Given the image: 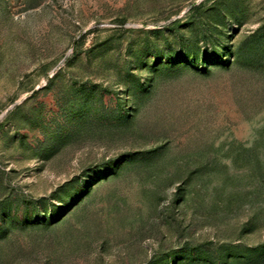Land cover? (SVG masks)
Instances as JSON below:
<instances>
[{
  "label": "rangeland",
  "instance_id": "374dc122",
  "mask_svg": "<svg viewBox=\"0 0 264 264\" xmlns=\"http://www.w3.org/2000/svg\"><path fill=\"white\" fill-rule=\"evenodd\" d=\"M0 264H264V0H0Z\"/></svg>",
  "mask_w": 264,
  "mask_h": 264
}]
</instances>
